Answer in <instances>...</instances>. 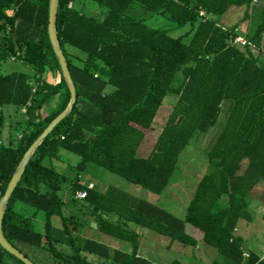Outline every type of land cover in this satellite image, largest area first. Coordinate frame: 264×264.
<instances>
[{"label": "trees", "instance_id": "obj_1", "mask_svg": "<svg viewBox=\"0 0 264 264\" xmlns=\"http://www.w3.org/2000/svg\"><path fill=\"white\" fill-rule=\"evenodd\" d=\"M90 3L105 10L101 18L88 13ZM260 3L264 0H59L57 34L77 102L37 149L11 197L3 223L10 244L28 259V253L49 254L54 264H155L139 255L138 229L196 250L198 242L187 234L191 226L229 264H264L240 235L241 223L253 221L252 194L264 184V9L252 36L219 22L234 9H245L248 18L251 6ZM49 4L0 0V63L19 61L31 70L0 75V200L24 155L70 103L48 34ZM134 5L188 30L174 38L168 30L152 29L131 15ZM237 38L248 45L235 47ZM67 47L82 51L85 60L68 54ZM167 97L175 99L171 114L142 157L146 134ZM227 100L233 103L227 121L207 150V171L184 218L116 187L89 189L84 182L93 164L154 195L166 194L182 154L217 125ZM12 115L21 119L6 142L3 129ZM61 152L80 158L70 174L54 165ZM79 192L87 193L82 201ZM40 213L42 232L34 224ZM79 213L130 251L83 237ZM0 264L24 263L0 246Z\"/></svg>", "mask_w": 264, "mask_h": 264}, {"label": "rangeland", "instance_id": "obj_2", "mask_svg": "<svg viewBox=\"0 0 264 264\" xmlns=\"http://www.w3.org/2000/svg\"><path fill=\"white\" fill-rule=\"evenodd\" d=\"M90 5L91 8L88 13L96 18H101L105 10L93 3H90ZM263 9L264 4H253L249 10L248 18H245V9H234L221 17L219 22L220 25L226 29H230L237 25L240 26V35L242 37L252 36L260 23V14ZM130 13L133 17L138 19H145L147 26L152 29L168 30L169 34L174 38L180 37L188 30V27L176 29L166 18L150 16L138 5H134ZM189 39L190 37L186 38L184 41L187 43ZM66 50L68 54L75 55L81 60H85L86 58V55L80 50L71 47H67ZM16 72L29 73L31 70L19 61L9 60L0 63V75ZM171 98L172 97H167L165 99L154 126L147 132L139 152L140 156L147 157L155 145L175 103V99ZM232 104L233 103L229 100L225 101L222 105V113L217 125L211 129L208 134L198 136L186 151H184L171 186L166 194L154 195L93 164L88 165V169L83 175L84 182L93 184L95 187L98 186L104 191L111 187H116L134 197L155 204L178 218H184L187 204L194 192L195 186L207 171V150L216 141L224 127ZM45 114L47 115L46 110ZM20 119L21 118L17 115H12L7 120V124L3 129V140L7 142L10 136L15 137V130L13 128L15 123ZM61 158V162L56 161L54 165L58 171L62 173L70 174L69 167H75L80 162L79 157L67 152H61ZM61 196L67 200V196H65L64 193H61ZM250 213L253 217V221L252 223H241L240 235L245 238L246 246L249 250L262 254L264 253V184L252 194ZM26 214L31 215V211L29 210ZM79 215L82 222L85 224V228L82 229L83 237L95 240L113 249L124 252L130 251V246L127 243L99 233L95 228L94 220L89 215H84V213H79ZM44 219V215L40 213L38 218L34 221L36 230L39 232L43 231ZM55 222L57 224L56 226L60 225L59 220ZM132 228L136 229L135 226H132ZM138 231L143 236L139 255L155 264H172V262L176 260H180L185 264H210L215 260H219L222 264H229L226 260L219 257L216 250L206 246L202 242L203 234L191 226H187V234L198 242V248L196 250L190 247L184 248L178 243L171 244L167 238L160 237L148 230L138 229ZM28 255L35 264H54L49 254L42 256L40 254L35 255L34 253H28ZM90 258L94 259L93 256Z\"/></svg>", "mask_w": 264, "mask_h": 264}, {"label": "water", "instance_id": "obj_3", "mask_svg": "<svg viewBox=\"0 0 264 264\" xmlns=\"http://www.w3.org/2000/svg\"><path fill=\"white\" fill-rule=\"evenodd\" d=\"M58 5H59V0H50L48 34L53 51L58 60L62 75L66 81V84L71 94L70 103L67 106V108L57 118H55L52 121V123L45 129V131L41 134V136L35 141V143L30 147V149L24 155L21 163L19 164L16 172L14 173L7 187L4 196L0 200V246L9 254H11L18 260L22 261L24 264H34V263L30 259H28L23 253H21L18 249L12 246L3 233V223L8 209V205L14 191L16 190V188L18 187V185L22 180V177L26 171L29 162L31 161L37 149L43 144V142L55 130V128L71 114L77 102V91H76L75 83L70 74L67 59L61 48V44L57 34L56 20H57Z\"/></svg>", "mask_w": 264, "mask_h": 264}, {"label": "built area", "instance_id": "obj_4", "mask_svg": "<svg viewBox=\"0 0 264 264\" xmlns=\"http://www.w3.org/2000/svg\"><path fill=\"white\" fill-rule=\"evenodd\" d=\"M233 45L235 47H238V48H241V49H244L248 43L246 42V40H244L243 38H237L235 39V41L233 42ZM94 188V185L93 184H90L89 185V189H93ZM87 197V193L86 192H79L77 194V199L79 200H84L85 198Z\"/></svg>", "mask_w": 264, "mask_h": 264}, {"label": "crops", "instance_id": "obj_5", "mask_svg": "<svg viewBox=\"0 0 264 264\" xmlns=\"http://www.w3.org/2000/svg\"><path fill=\"white\" fill-rule=\"evenodd\" d=\"M262 259H264V253L258 254Z\"/></svg>", "mask_w": 264, "mask_h": 264}]
</instances>
